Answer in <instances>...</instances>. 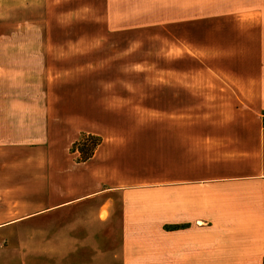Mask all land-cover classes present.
<instances>
[{
	"label": "rangeland",
	"instance_id": "obj_1",
	"mask_svg": "<svg viewBox=\"0 0 264 264\" xmlns=\"http://www.w3.org/2000/svg\"><path fill=\"white\" fill-rule=\"evenodd\" d=\"M238 5H247L238 14L246 16V26L236 16L206 18ZM257 17L264 18V0H0V179L24 188V199L15 190L9 197L20 199L18 215L28 217L20 231L0 233L9 264H22L21 254L27 264H90L96 252L98 264L167 260L164 249L176 239L169 244L152 229L160 224L161 175L177 171L171 129L183 101L177 102L176 79L204 80L202 97L187 98L185 111L199 101L198 111H210L203 96L216 78L213 69L226 65L216 56L217 43L249 31L243 74L256 92L264 30ZM192 47L202 55L188 57ZM162 80L169 81L163 96ZM12 97L26 103L7 104ZM89 136L106 148L94 172L116 184L122 177L113 186L125 189L29 217L38 208L32 177L40 178V187L52 179L58 187L73 181L79 188L85 162L78 144ZM166 160L171 166L162 168Z\"/></svg>",
	"mask_w": 264,
	"mask_h": 264
},
{
	"label": "crops",
	"instance_id": "obj_2",
	"mask_svg": "<svg viewBox=\"0 0 264 264\" xmlns=\"http://www.w3.org/2000/svg\"><path fill=\"white\" fill-rule=\"evenodd\" d=\"M246 6L238 5L232 10L206 18L236 16L246 26V16L238 15ZM257 20L264 27V18L257 17ZM260 32L262 61L260 70L255 69L258 75L256 92L248 89L243 74L246 72L244 67L248 53L244 54L242 44L244 40L249 41L250 38L246 37L249 31H238L232 42L226 39L217 43L219 47L215 51L216 56L223 57L220 60L226 65L224 69H213L217 71L214 72L216 78L211 80L208 93L203 96L206 98L203 103L213 105L210 111H198L201 101L195 104L193 112L185 111L187 98L195 100L202 97L204 80L176 79L177 102L181 104L183 101L176 115V128L171 129L175 131V139L171 142L176 147L173 167L177 171L161 175L160 224L152 229L164 233L163 238H167L169 244L170 238L176 239L171 248L165 247L169 255L164 256L167 260L164 259L162 264H264V30ZM252 37L255 38V35ZM191 49L186 50L188 57L202 55V49ZM25 69L32 71L20 66V71ZM202 71L201 67L199 72ZM177 73H181L180 67ZM168 84L169 81L162 80L161 96ZM24 102L21 97H12L6 101L7 104L19 103L20 108ZM30 103H35L34 99ZM21 113L25 111L20 112V117ZM23 117L26 118L25 114ZM166 128L170 132L169 125ZM167 139L169 148V136ZM105 149V144L100 145L95 157L82 163L85 171L80 175L81 185H77V189L73 181H65L63 188L58 187L52 179L40 187V178L32 177L38 183L32 188V196L38 197L33 204L38 208L29 217L62 210L108 192L124 190V186H113L120 184L122 177L117 178L116 184L114 180H105L103 172L102 176L98 171L94 172V166L102 168L106 159ZM166 161L167 165H161L162 168L171 166ZM7 178L0 179V185L13 183L8 182ZM25 182L26 179L21 177L20 185L23 186ZM137 182L145 183L140 180ZM149 183L151 181L146 184ZM13 190L20 193V199H24V188L0 186V200L4 196L3 204L0 203V233L20 231L23 227L21 222L28 218L18 215L20 199L17 203L10 202L12 198L9 196L14 194ZM106 203L98 209L97 216ZM13 215L17 217L10 218ZM21 244L23 241L20 247ZM4 245L0 246V264H9L10 260L6 258L9 246ZM21 257L22 264H27L25 255L21 254ZM98 261L99 253L96 252L90 264H98Z\"/></svg>",
	"mask_w": 264,
	"mask_h": 264
},
{
	"label": "trees",
	"instance_id": "obj_3",
	"mask_svg": "<svg viewBox=\"0 0 264 264\" xmlns=\"http://www.w3.org/2000/svg\"><path fill=\"white\" fill-rule=\"evenodd\" d=\"M99 137H84L81 142H79L80 150V162H86L92 158V154L96 151L97 147L101 144Z\"/></svg>",
	"mask_w": 264,
	"mask_h": 264
}]
</instances>
